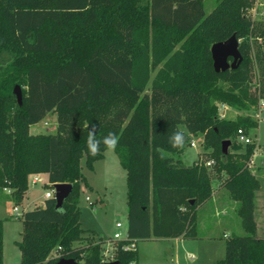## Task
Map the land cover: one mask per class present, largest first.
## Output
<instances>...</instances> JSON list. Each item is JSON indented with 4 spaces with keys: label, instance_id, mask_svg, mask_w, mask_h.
<instances>
[{
    "label": "trees",
    "instance_id": "trees-1",
    "mask_svg": "<svg viewBox=\"0 0 264 264\" xmlns=\"http://www.w3.org/2000/svg\"><path fill=\"white\" fill-rule=\"evenodd\" d=\"M204 1L0 0V193L8 190L5 200L20 206L30 177L72 185L60 210L51 199L24 212L20 264H104L101 240L79 221L81 160L92 170L107 150L101 144L88 153L90 130L98 139L119 137L114 152L126 172L127 239L114 242L113 261L137 264L136 248L123 249L137 241L198 239L197 210L217 180L237 203L244 232L222 235L217 264H264L255 219L264 181L249 170L256 145L236 140L239 129L249 135L258 123L219 115V106L247 113L264 100V20L246 16L253 0H214L209 14ZM233 35L242 61L215 73L210 48ZM50 114L55 133L30 134ZM177 130L182 148L168 142ZM198 136L203 152L184 166L181 155Z\"/></svg>",
    "mask_w": 264,
    "mask_h": 264
},
{
    "label": "rangeland",
    "instance_id": "rangeland-1",
    "mask_svg": "<svg viewBox=\"0 0 264 264\" xmlns=\"http://www.w3.org/2000/svg\"><path fill=\"white\" fill-rule=\"evenodd\" d=\"M204 4L205 13L209 14L213 10L214 0H205ZM246 16L251 20H264V0H253L252 6L246 10ZM219 110L222 112L223 106ZM224 113V119L229 120L251 114V112L245 113L231 108ZM55 130L56 117L50 114L40 123L31 126L29 132L32 135L54 134ZM249 137L256 145L249 170L257 174L258 170H264V122L257 124V128L249 132ZM192 141L196 147H186L181 155L184 166H191L197 161L198 154L203 152L202 137L192 138ZM81 168L85 179L78 186L81 228L93 233L94 240H101L102 253H106L108 257L113 256V235L119 232L124 237L127 227L126 172L112 150H106L103 158L93 164L92 170L86 167L83 158ZM259 177L261 181H264V174L261 173ZM32 178H29L28 191L21 203L22 206L20 205L23 211L37 208L44 193L51 190L46 175H38L35 185L30 184ZM213 189L215 195L212 199H214L206 202L197 210L198 239L137 241V264H217L222 260L225 243L223 233L235 237L244 235V232L236 213L237 203L228 198L227 192L220 188L219 181L213 180ZM2 194L4 196L3 191ZM1 200L0 193V219L3 221V264H20L17 243L21 240L22 222L12 216V207L15 205L7 199L2 202ZM255 204L257 207L255 219L259 225L257 234L260 235V231L261 234L262 231L264 232L262 210L264 190L257 192ZM117 223L121 224L120 229H116Z\"/></svg>",
    "mask_w": 264,
    "mask_h": 264
},
{
    "label": "water",
    "instance_id": "water-1",
    "mask_svg": "<svg viewBox=\"0 0 264 264\" xmlns=\"http://www.w3.org/2000/svg\"><path fill=\"white\" fill-rule=\"evenodd\" d=\"M239 42L236 40L235 36H231L228 40L224 42H218L211 46L210 53L213 62V69L215 73L225 72L227 70H234L242 61V57L238 50ZM231 59V62H229ZM13 94L16 97L18 104H21V89L19 86H15L13 89ZM230 145L229 141H223L221 144L222 154H227L228 147ZM55 209L60 210L62 208L63 202L68 198L72 191V185L70 184H55L53 185ZM54 264H78L70 259H60ZM105 264H118L116 261L105 263Z\"/></svg>",
    "mask_w": 264,
    "mask_h": 264
},
{
    "label": "built area",
    "instance_id": "built-area-1",
    "mask_svg": "<svg viewBox=\"0 0 264 264\" xmlns=\"http://www.w3.org/2000/svg\"><path fill=\"white\" fill-rule=\"evenodd\" d=\"M263 113H264V100L259 99L257 104H256V106L251 110V114H250L249 117L259 124L260 122H264ZM220 118H224V112L221 113ZM236 140H237V142L242 143V144H251V143H253V141L251 140L249 135H246L244 133V131L241 130V129H239L237 131ZM190 147H192V148L196 147V145H195V143L193 141L190 143ZM209 164L210 163H208V165ZM36 183H37V178H36V176H33V178L30 180V184L31 185H35ZM3 191L6 194L10 193L6 189L3 190ZM54 193H55V191H54L53 187H51L50 191L45 192L44 195L42 196L43 204H44V201H46V200L54 199ZM24 212L25 211L22 210L21 206H13L12 207V216L15 219H21L23 217ZM115 227H116V229H120L121 228V224L117 223L115 225ZM126 239H127V234L124 237H122V235L119 232H116L113 235L114 242L122 241V240H126ZM134 248H135L134 244H130V245H127V246L123 247V249H125V250H133ZM114 250L115 249H113V251H112L113 256H114ZM113 256H109L108 257L106 253H102V261H103V263L105 264V263L113 262ZM51 257L52 258H58V255L53 251L51 253Z\"/></svg>",
    "mask_w": 264,
    "mask_h": 264
},
{
    "label": "clouds",
    "instance_id": "clouds-1",
    "mask_svg": "<svg viewBox=\"0 0 264 264\" xmlns=\"http://www.w3.org/2000/svg\"><path fill=\"white\" fill-rule=\"evenodd\" d=\"M184 140V133L180 130L174 131L168 137V142L173 148H182L184 146ZM118 143L119 137L113 132H109L107 135L98 139L95 132L90 130L85 141V147L90 155L95 156L100 151L101 144L104 145L105 149L114 151Z\"/></svg>",
    "mask_w": 264,
    "mask_h": 264
},
{
    "label": "crops",
    "instance_id": "crops-1",
    "mask_svg": "<svg viewBox=\"0 0 264 264\" xmlns=\"http://www.w3.org/2000/svg\"><path fill=\"white\" fill-rule=\"evenodd\" d=\"M220 107L221 106H219V109H220ZM229 109V107H226V106H223V111L222 112H224V111H226V110H228ZM222 112H220V110H219V115H221V113ZM225 114V113H224ZM259 169V168H258ZM264 174V170H258L257 171V174H259V176H260V174ZM36 178H37V176H36ZM4 192V191H3ZM3 194H1V199L2 200H4L5 198H4V196H2ZM4 195H8V194H6L5 192H4ZM215 195V193L213 192V195H212V197ZM214 199V198H213ZM212 199V200H213ZM2 200H1V202H2ZM256 205V204H255ZM22 206V205H21ZM43 206V200H42V197H41V199H40V203L38 204V207H42ZM24 207V206H23ZM25 207H27V206H25ZM24 207V208H25ZM257 210V207H256V209H255V211ZM262 210H263V213H264V204H263V206H262ZM225 213V212H224ZM256 217V216H255ZM226 222H227V220H226ZM257 222V221H256ZM257 226H258V228H259V225H258V223H257ZM122 227V226H121ZM260 230V229H259ZM127 234V227H126V233H125V235ZM223 235L224 236H227L225 233H223ZM258 236H264V232L262 231V234H261V231H260V235L258 234ZM167 240H174V241H181L182 239H180V238H177V239H167ZM134 246H135V248H136V243H134ZM225 253V252H224Z\"/></svg>",
    "mask_w": 264,
    "mask_h": 264
}]
</instances>
